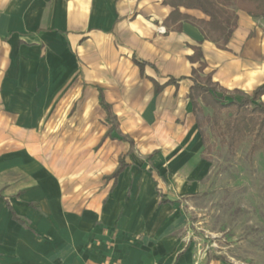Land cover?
Instances as JSON below:
<instances>
[{
    "label": "crops",
    "instance_id": "crops-1",
    "mask_svg": "<svg viewBox=\"0 0 264 264\" xmlns=\"http://www.w3.org/2000/svg\"><path fill=\"white\" fill-rule=\"evenodd\" d=\"M173 10L165 0H0V264H228L197 261L177 240L122 244L126 230L164 226L156 206L176 203L155 204L149 164L185 180L207 161L193 71L205 63L200 75L239 99L264 84V18L237 10L221 48L189 20L169 27Z\"/></svg>",
    "mask_w": 264,
    "mask_h": 264
},
{
    "label": "rangeland",
    "instance_id": "rangeland-1",
    "mask_svg": "<svg viewBox=\"0 0 264 264\" xmlns=\"http://www.w3.org/2000/svg\"><path fill=\"white\" fill-rule=\"evenodd\" d=\"M212 113L208 108L200 117ZM205 131L212 146L210 159L185 180L179 171L149 164L159 185L155 204L165 199L176 203L169 209L156 206L164 226L126 230L122 244L153 249L161 241L177 240L193 249L197 261L215 256L228 264H264V143L249 134L231 151L210 124Z\"/></svg>",
    "mask_w": 264,
    "mask_h": 264
},
{
    "label": "trees",
    "instance_id": "trees-1",
    "mask_svg": "<svg viewBox=\"0 0 264 264\" xmlns=\"http://www.w3.org/2000/svg\"><path fill=\"white\" fill-rule=\"evenodd\" d=\"M172 6L167 20L169 27L179 28L178 21L189 20L197 24L205 38L216 43L221 48H226L234 31L238 26L237 10L245 11L254 17L264 18V0H165ZM197 9L202 11L208 19L197 20L180 12L181 8ZM203 57L200 49H197L193 62ZM205 63H201L198 69L193 71V85L189 97L198 116V126L203 139V159L209 160L212 152L210 137L205 131V126L210 124L214 135L220 138L223 145L231 151H235L244 137L254 134L257 140L264 143V103H257L264 95V84L253 91L250 96L239 99L227 94L225 89H219L212 81L210 75L201 76L200 72L205 69ZM213 110L211 116L201 118L203 112L201 102ZM108 115L111 116L110 108L104 104ZM255 147H253L254 149ZM126 163L121 160L119 169L114 173L117 176Z\"/></svg>",
    "mask_w": 264,
    "mask_h": 264
},
{
    "label": "built area",
    "instance_id": "built-area-1",
    "mask_svg": "<svg viewBox=\"0 0 264 264\" xmlns=\"http://www.w3.org/2000/svg\"><path fill=\"white\" fill-rule=\"evenodd\" d=\"M159 32H161V33H166V29H165L164 27H160V28H159Z\"/></svg>",
    "mask_w": 264,
    "mask_h": 264
}]
</instances>
